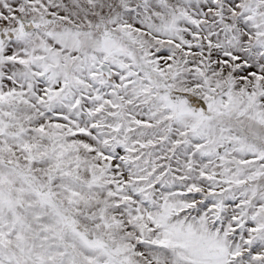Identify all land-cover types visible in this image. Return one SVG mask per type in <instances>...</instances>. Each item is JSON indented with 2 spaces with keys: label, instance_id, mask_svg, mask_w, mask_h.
Listing matches in <instances>:
<instances>
[{
  "label": "snow or ice",
  "instance_id": "obj_1",
  "mask_svg": "<svg viewBox=\"0 0 264 264\" xmlns=\"http://www.w3.org/2000/svg\"><path fill=\"white\" fill-rule=\"evenodd\" d=\"M0 264H264V0H0Z\"/></svg>",
  "mask_w": 264,
  "mask_h": 264
}]
</instances>
